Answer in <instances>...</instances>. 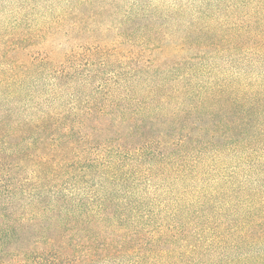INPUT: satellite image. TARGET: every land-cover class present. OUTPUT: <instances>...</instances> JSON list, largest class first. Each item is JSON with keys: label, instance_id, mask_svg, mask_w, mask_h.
<instances>
[{"label": "trees", "instance_id": "1", "mask_svg": "<svg viewBox=\"0 0 264 264\" xmlns=\"http://www.w3.org/2000/svg\"><path fill=\"white\" fill-rule=\"evenodd\" d=\"M0 2V264H264V0Z\"/></svg>", "mask_w": 264, "mask_h": 264}, {"label": "rangeland", "instance_id": "2", "mask_svg": "<svg viewBox=\"0 0 264 264\" xmlns=\"http://www.w3.org/2000/svg\"><path fill=\"white\" fill-rule=\"evenodd\" d=\"M21 0H0V2L2 3L1 5H3L2 7V12L6 11L9 12L10 8L16 9L15 7H17L19 4L18 2ZM159 1H164V0H159ZM223 1H230L232 3L235 4H252L255 5L256 3L259 4V0H167L166 3H168V5H174L177 4L179 6H188L190 3L193 4H200L202 2H206V3H215V2H223Z\"/></svg>", "mask_w": 264, "mask_h": 264}]
</instances>
